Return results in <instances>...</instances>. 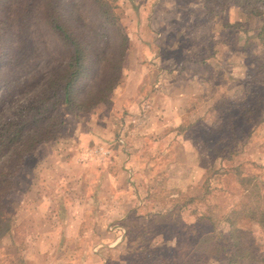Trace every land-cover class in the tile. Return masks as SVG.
Masks as SVG:
<instances>
[{
	"label": "rangeland",
	"instance_id": "374dc122",
	"mask_svg": "<svg viewBox=\"0 0 264 264\" xmlns=\"http://www.w3.org/2000/svg\"><path fill=\"white\" fill-rule=\"evenodd\" d=\"M62 1L95 43L83 109L55 88L42 94L71 57L44 0L0 7L11 55L0 63V136L40 99L50 113L23 133L53 130L0 158L12 180L0 264H182L212 230L204 213L223 232L233 216L249 245L244 259L204 264H264V44L252 35L264 15L246 20L238 0ZM236 20L240 45L223 24Z\"/></svg>",
	"mask_w": 264,
	"mask_h": 264
},
{
	"label": "trees",
	"instance_id": "16d2710c",
	"mask_svg": "<svg viewBox=\"0 0 264 264\" xmlns=\"http://www.w3.org/2000/svg\"><path fill=\"white\" fill-rule=\"evenodd\" d=\"M239 2L242 6V10L246 14V20L252 17L255 19H260L264 15L263 0H238V5ZM1 4L2 0H0V7ZM63 7L64 4L62 0H44V13L47 20L46 22H48L50 26L56 32H58L60 38L71 47V57L69 58L65 67L62 69L61 73H59L60 75L58 77L54 76L51 79H48V82L46 83L47 89L45 92L42 91V94H47L50 89L55 88L59 91L58 101L62 100L65 104H72L75 109H83L85 107L81 108L80 104L83 100H79L77 96L83 92L81 87L82 82L86 76H88L90 73H92L91 71H93L92 64L94 59L92 56L96 51L95 43L90 39L89 36H87L84 30L81 31L76 27V25H73V21H71L73 17L63 18ZM31 8L32 3H28L24 7L22 22L26 23V21H28ZM6 21V17L0 10V63L4 60H8L9 58V60H11V55H9L8 52L10 48V31L8 28V22ZM223 24L225 28H236V42L238 45H240V41L242 38H244V33L247 32V30L242 28L238 29V26H241V22L237 20L233 23L224 21ZM80 28L82 29V27ZM256 29L257 32L252 35H254V37L258 39L261 44H264V24ZM101 91L103 90L98 89L94 91L95 96L88 99L87 103H91L88 105V107L94 106L97 101L101 100V98L98 96L99 93H102ZM39 101L44 100H37L35 105L32 104L34 103L32 102L29 104V106L24 108L26 109V112H24L18 118L16 126L12 125V122L7 123V127L9 128H6L4 133L0 136V158L6 155L11 146L17 147L18 144L22 143L25 148L21 147L19 149L20 151H31L34 149L38 141L46 140L50 137V135H52V125L46 129L33 132L32 134L23 133V131H25L26 128L31 126V124L34 122L40 123L42 116L37 117V114L39 115L42 113L43 115L46 111L47 113H50V110H46L43 105H40ZM24 136L30 140L27 145ZM34 139L35 141L33 142ZM238 166L239 165H236L231 169L236 176L240 174ZM15 167L16 164H11L9 169L15 170ZM224 172H227V170ZM0 175V235L2 236L9 230V218H4L2 215L4 212V207L6 206V195L12 187V180L10 179V175L7 173H1ZM245 178L247 180L250 179L248 176L241 177L239 182H242L241 180H244ZM191 201L192 200L188 198L186 203H190ZM250 211L253 212V209ZM255 212H258V207H255ZM233 214L234 213H232V215ZM227 217L228 218L226 219V222L228 220L229 223L227 225L228 227L226 228L229 229L228 232H223L221 228H218L215 218H213L212 214L206 215L204 213L201 214L199 218H197L199 222H202L203 224L206 221L210 222V227L212 226V230L207 233L200 234L197 239L193 240V249L187 255V258L184 259L182 264H204L206 262H216L222 258H224L227 262H234L239 258L244 259L243 249H249V245L239 241L240 235H236L237 228L235 226V222L232 221L234 220V217L230 215Z\"/></svg>",
	"mask_w": 264,
	"mask_h": 264
},
{
	"label": "crops",
	"instance_id": "0c3cea01",
	"mask_svg": "<svg viewBox=\"0 0 264 264\" xmlns=\"http://www.w3.org/2000/svg\"><path fill=\"white\" fill-rule=\"evenodd\" d=\"M103 176H104V174H103Z\"/></svg>",
	"mask_w": 264,
	"mask_h": 264
}]
</instances>
